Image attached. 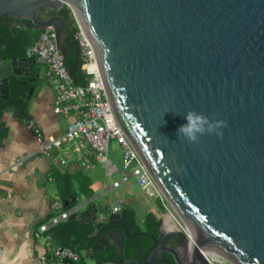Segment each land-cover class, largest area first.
Returning a JSON list of instances; mask_svg holds the SVG:
<instances>
[{"label":"water","instance_id":"1","mask_svg":"<svg viewBox=\"0 0 264 264\" xmlns=\"http://www.w3.org/2000/svg\"><path fill=\"white\" fill-rule=\"evenodd\" d=\"M65 6L80 21L77 9L96 46L120 122L194 232V239L175 228L159 237L139 232L151 241L125 242L122 218L110 214L95 224L86 255L103 264H172L165 252L177 258L170 247L182 243L190 260L178 264H215L208 249L237 264H264V0H0L4 110L16 104L15 88L28 87L20 96L30 102L46 77L8 33L53 27L66 59H75V77L79 49L64 40ZM189 109L226 120L223 138L177 139ZM85 205L68 220L83 218Z\"/></svg>","mask_w":264,"mask_h":264},{"label":"crops","instance_id":"2","mask_svg":"<svg viewBox=\"0 0 264 264\" xmlns=\"http://www.w3.org/2000/svg\"><path fill=\"white\" fill-rule=\"evenodd\" d=\"M34 30L24 27L20 30L28 33L30 44L41 32L39 30L36 34ZM27 48L22 52L23 55H28ZM41 71L45 75L46 69L41 68ZM44 79L30 102L20 96L22 89L15 88L11 98L16 104L3 110L0 117V264H58L51 251L52 245L59 243L58 239L54 236L53 240H49L48 232L40 230V225L54 214L53 201L58 198L64 201L62 197L64 195L69 198L71 204L72 200L76 199L73 205L85 203L86 205L78 210L79 214L86 211L83 218L72 220L89 228L92 233L95 224L100 222V215L103 214L105 216L103 221H107L108 216L113 214L111 209L118 198L112 203L109 201L98 203L99 199L111 188H119L126 182H121L117 187L114 183L118 180H115L113 185L103 183L97 171L106 168L95 160L92 161L91 168L82 167L79 155L72 153L68 145L61 150L56 149L54 158H47L36 152L38 140L35 130L29 127L31 122L40 128L46 139H50L61 136L66 124L72 119L54 112L56 88H53L46 77ZM27 89L28 87L24 90ZM17 108H20V111L16 110ZM22 155H29V159L25 164L16 166L17 158ZM63 158L67 159L66 164L60 162ZM96 206L97 218L90 225L95 216ZM105 208L107 211H104ZM125 208L128 206L123 200V209ZM132 209L134 216L130 217L134 218L139 226L142 223L145 227L147 220L155 222L160 219L163 228L169 230L175 227L167 215L157 216L148 211L143 219L138 220V208ZM56 226L50 230L53 235ZM68 229V226L63 227L61 233H66ZM78 238L81 237L73 235L69 242L78 241ZM90 238L93 241L92 245L96 243L94 237ZM79 244V249H76L81 254L80 264H88L84 254L86 255V249L92 245L88 247L85 239ZM44 253H47L49 260L47 263L42 261ZM107 254L113 253L109 251ZM97 255L99 256L100 252ZM88 259L93 264H103L95 262L89 256ZM189 260L188 249L183 261L189 263Z\"/></svg>","mask_w":264,"mask_h":264},{"label":"built area","instance_id":"3","mask_svg":"<svg viewBox=\"0 0 264 264\" xmlns=\"http://www.w3.org/2000/svg\"><path fill=\"white\" fill-rule=\"evenodd\" d=\"M77 25L75 40L78 43L82 70L86 76L84 84L77 83L71 74L65 54L57 44L56 32L53 27L41 30L39 36L27 48L28 56L35 57L39 64L46 66V79L50 84L55 85L54 112L69 119L72 118L66 124L65 131L61 136L50 139H46L40 128L31 122L29 127L35 130L38 140L36 152L47 158H54L56 149L61 150L65 145H68L79 155L82 167L91 168L92 161L95 160L111 174L118 170L115 162L109 158L111 140L115 139L123 149L125 169L131 167L132 170L131 172L124 171L123 180L115 182L114 186L117 187L121 182L136 177L139 185L147 193L160 199L166 206L168 219L175 224L173 228L185 231L192 239L189 225L182 220L167 200L144 158L120 122L106 86L96 46L79 21H77ZM28 159L29 155L19 156L15 165H23ZM60 162L66 164L67 159L63 158ZM65 206L62 199H55L52 203L53 216L40 225L41 231L48 232L49 240L54 239V235L50 233L51 228L68 219L76 208V205L69 209ZM122 209L123 200L118 198L111 210L113 213H119ZM104 218L105 216L102 214L99 220L102 221ZM51 251L58 264H80L81 262V254L71 246L57 243L52 245ZM208 256L215 264H237L220 254ZM42 261L49 262L47 253L42 255Z\"/></svg>","mask_w":264,"mask_h":264},{"label":"rangeland","instance_id":"4","mask_svg":"<svg viewBox=\"0 0 264 264\" xmlns=\"http://www.w3.org/2000/svg\"><path fill=\"white\" fill-rule=\"evenodd\" d=\"M72 15L77 23L76 17L73 13ZM34 33L38 34L39 30H34ZM38 66L44 70L46 69V66L43 64H38ZM52 86L55 88V85ZM71 152L73 153L74 151L72 150ZM109 158L112 162H115L118 170L112 174H109L105 169L100 168L97 172L99 173L103 183L113 185L115 180H123L125 175L123 173L124 171L131 172L132 169L131 167L125 169L123 162V149L115 139L111 140ZM119 197L123 198L128 208H138V220L143 219L147 215L148 211L157 216H165L168 214V209L166 206H164V204H162L161 200L147 193V191L139 185L136 177L129 178V180L123 182L119 188H111L108 190L103 196H101L98 203H105L106 201L112 203L116 198ZM104 211H107V209L105 208ZM140 226L144 227L142 223ZM84 257L86 258L88 264H93L91 260L88 259V256L84 254Z\"/></svg>","mask_w":264,"mask_h":264},{"label":"trees","instance_id":"5","mask_svg":"<svg viewBox=\"0 0 264 264\" xmlns=\"http://www.w3.org/2000/svg\"><path fill=\"white\" fill-rule=\"evenodd\" d=\"M64 16L66 17L67 21L71 24V26H73V31L74 33L78 30V25L75 21V19L73 18L72 15V10L68 7L65 6L64 7ZM7 37L12 41L13 46L15 48V50H17L18 52H25V49L29 46V37H28V33H26V31H20L18 33L17 36H13L11 33L7 34ZM66 63L67 65L70 67L75 63V59L73 57H69L68 59H66ZM75 80L77 83L79 84H84L86 82V76L82 70V62L79 61V65L76 69V73H75ZM22 90H24V88H20ZM7 103L3 100H0V117L2 115V112L4 110V108L6 107ZM68 195V194H67ZM64 199V202L66 204V202L69 201L68 197H64V195L62 196ZM74 205L69 203L67 204L65 207L67 209L73 207ZM127 212L129 216H134V211L131 207L127 208ZM152 219V217L150 218ZM61 223V222H60ZM58 224L55 228H54V236L56 239H58V242L62 245H70L73 248H77L79 249V242L82 241V239L85 241H87L88 243V247L90 245H92L93 241L92 238L89 237L91 231L89 230V228L78 224L75 220H65L63 223ZM68 226V231L65 233H61V230L63 227ZM73 235H78L81 238H78V241L75 240L74 242H69L70 238ZM81 239V240H80ZM80 240V241H79Z\"/></svg>","mask_w":264,"mask_h":264},{"label":"flooded vegetation","instance_id":"6","mask_svg":"<svg viewBox=\"0 0 264 264\" xmlns=\"http://www.w3.org/2000/svg\"><path fill=\"white\" fill-rule=\"evenodd\" d=\"M64 39H65V41H68V42L75 40V33L73 31V26H71V24L68 21L64 27ZM72 52L75 53V52H77V50H73ZM79 61H80V59H79ZM113 214L118 215L119 218H122V220L119 223V227L122 230H126L127 232H129V235H131V237L125 236V239H124L125 242L130 241L131 243H136L139 239H141L143 241H151L150 238H148L144 235L135 236V234L139 233V232L150 233L156 237H159V235L161 233L163 234V233L167 232V229H165L166 231L165 230L163 231V229H162L163 228V222H162V224H160V219L157 221L155 220V222L147 220L145 223V227L139 226L136 223V220L134 218H131L128 215L127 208L122 209L119 213H113ZM162 248L166 249L165 246H163ZM170 248L174 249L176 252V255H178L176 258L170 252H165L166 256L171 259L172 264H178V261L186 263L183 261V256L188 251V247L185 244L177 243L175 245H172ZM157 258H159V257H157ZM157 264H165V263L160 262Z\"/></svg>","mask_w":264,"mask_h":264},{"label":"clouds","instance_id":"7","mask_svg":"<svg viewBox=\"0 0 264 264\" xmlns=\"http://www.w3.org/2000/svg\"><path fill=\"white\" fill-rule=\"evenodd\" d=\"M219 115V114H217ZM186 123L177 129V139H184L189 143L199 142L201 136L215 133L223 138V128L228 126V122L223 119H211L203 112L189 109L184 113Z\"/></svg>","mask_w":264,"mask_h":264},{"label":"bare ground","instance_id":"8","mask_svg":"<svg viewBox=\"0 0 264 264\" xmlns=\"http://www.w3.org/2000/svg\"><path fill=\"white\" fill-rule=\"evenodd\" d=\"M74 8H75V6H74ZM75 11H76V13H77V17H78V19H80V23H81V25L83 26V28L87 31V29H86V26H85V24H84V22H83V20H82V18H81V16H80V13L77 11V9L75 8ZM190 228V227H189ZM191 229V228H190ZM192 232H193V230H192ZM193 239H194V232H193ZM205 253L207 254V255H210V254H217L214 250H210V249H208V250H205Z\"/></svg>","mask_w":264,"mask_h":264}]
</instances>
